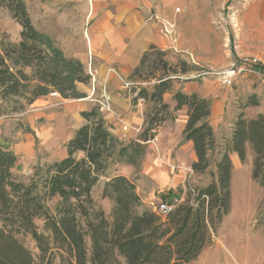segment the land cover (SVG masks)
<instances>
[{
	"label": "trees",
	"instance_id": "obj_1",
	"mask_svg": "<svg viewBox=\"0 0 264 264\" xmlns=\"http://www.w3.org/2000/svg\"><path fill=\"white\" fill-rule=\"evenodd\" d=\"M0 8L7 9L21 27L18 43L0 46V117L6 108L21 112L52 94L63 99L86 98L77 91V84H88L92 77L80 61L66 57L51 36L35 28L25 0H0ZM153 51L157 50L144 54L129 78L143 83L155 80L150 90H133L135 102L142 98L151 105L136 141L126 143L113 135L98 108L83 112L86 124L67 142V156L37 167L29 183L18 181L13 174L17 156L0 148V264H56V260L58 264H191L210 245L212 235L230 213V154H237L245 163L250 148L254 154L252 180L264 188V114L248 119L242 110L230 137L218 144L208 122L211 101L180 91L173 97L174 110L188 109L184 140L193 143L197 156L192 170L197 175L208 174L211 182L195 192L193 201L176 206L163 218L143 208L130 179L108 177L117 165L139 166L148 143L170 118L164 96L172 92L176 79L189 72L187 62L173 66L158 59L152 70L161 74L142 79ZM158 54L165 56L164 52ZM258 70L262 72L264 67L260 65ZM255 106L258 101L252 96L244 108ZM78 154L83 157L78 159ZM103 177L101 197L113 204L109 217L92 197ZM55 198L59 202L51 214L47 204ZM37 220L44 223L42 233ZM19 236L35 241L38 261Z\"/></svg>",
	"mask_w": 264,
	"mask_h": 264
},
{
	"label": "rangeland",
	"instance_id": "obj_2",
	"mask_svg": "<svg viewBox=\"0 0 264 264\" xmlns=\"http://www.w3.org/2000/svg\"><path fill=\"white\" fill-rule=\"evenodd\" d=\"M199 1L200 4L205 0ZM75 2L76 0H25L35 28L51 36L57 44H59L56 40L57 37L62 36L64 32H67V37L73 38V34L83 27V13ZM208 2L209 7L201 5L200 11L212 12L215 17L214 30L216 34L213 38H209L211 41H207L203 37L199 38V46L196 48V54H194L197 63L191 61L188 63L186 54L180 53V51H168L162 57L158 51H153L145 62L142 79L151 78L152 74H161L152 70L155 60L163 59L173 66L187 62L189 72L182 78L210 82L212 87L219 90L221 95H228L233 105L241 111H246L248 108H244V106L250 102L252 96H255L257 101L262 99L264 101V78L246 72L235 77L230 87L224 85L221 74L232 69L233 64H239L246 57L241 60L234 58L232 27L229 19L232 12L230 9L231 1L209 0ZM180 11L183 9L176 10V12ZM166 27L169 32H173L174 27L169 24L164 25L165 33L170 35L171 33L165 29ZM71 30L76 31L72 32ZM20 33L21 27L12 18L10 12L5 8H0V46L8 42L18 43ZM123 79L127 80V78ZM154 82L155 80L146 82L151 84L144 86L136 84L130 87V91L123 89L122 85L124 84L120 81L112 86L107 82L102 83L98 79L95 81L91 79L88 84H83V86L91 94L90 100L94 102L97 97H100L103 88H106L111 97L113 91L115 94H122L125 90V93H131L134 99L133 90L135 87L150 90L154 86ZM66 103L68 102H63L59 95L58 97L49 95L41 101L27 106L21 112L15 113L6 108V113L0 117V148L7 149L17 156L13 174L18 181L29 183L37 167H46L54 161H60L66 157L67 142L84 122L78 112H68L60 105ZM143 106L146 109L144 111V119H146V114L151 105L145 102ZM100 115L110 130L112 125L109 120L112 118L103 113ZM120 128L123 129V125H120ZM144 128L145 126L137 138ZM122 140L129 143L124 137ZM82 157L81 154L77 155L78 159ZM213 158L217 160L218 156L215 154ZM144 159L141 160L138 167L125 168L120 164L113 167L108 173L109 178L122 175L130 179L136 185L141 200L145 202L143 208L151 209L153 204L156 205L160 201H167L168 199L175 206L193 201L195 192L197 193L199 188L208 185L212 180L208 174L191 175L189 170L183 167L186 177L177 186V183L173 184V179L178 175L179 170H173V166L163 164L162 169H166L170 174V184L166 189H163L160 184L159 187L153 185L145 176ZM245 181L247 182V180ZM245 181L241 179L237 182L236 187H233L230 213L219 225L216 233L212 235L210 245L191 264H264V188L253 183L248 188ZM104 182L105 178L103 177L100 183L93 188L92 197L109 217L113 204L101 197ZM167 194H170L171 197H168ZM58 202V198H55L47 204L51 214H54ZM35 224L38 231L42 233L44 231L43 221L37 220ZM18 239L30 251L33 258L38 261L39 251L35 241L30 236H19ZM0 243H2L1 238ZM56 264H58V260H56Z\"/></svg>",
	"mask_w": 264,
	"mask_h": 264
},
{
	"label": "crops",
	"instance_id": "obj_3",
	"mask_svg": "<svg viewBox=\"0 0 264 264\" xmlns=\"http://www.w3.org/2000/svg\"><path fill=\"white\" fill-rule=\"evenodd\" d=\"M208 1L199 4V0H76V6L83 13V27L78 31L71 30L76 31L73 38L67 37V32H64L56 40L66 57L80 61L87 74L90 68L96 71L94 81L98 79L99 82H107L112 86L120 81L123 84H130L129 87L122 85L123 89L130 91V87L136 84L142 86L151 84L132 82L129 78L140 66L144 54L152 48L164 53L180 51L186 54L188 63L190 61L197 63L194 54L199 46V38L203 37L211 41L210 39L216 34L215 17L212 12L200 11L201 5L209 7ZM227 1H231L232 12L229 19L232 27L234 58L241 60L243 57H253L264 67V0ZM177 9L183 11L176 12ZM166 24L174 27L173 32L165 28L171 33L170 35L165 33ZM260 77L264 78V70ZM125 90L122 94L112 92L110 97L114 114L107 115L112 118L109 120L112 125L110 131L121 140L124 134L120 125L140 129L145 126V106H138L134 101L136 94H133V99L131 93L126 94ZM77 91L85 94L86 98L61 97L63 102L68 103L60 105L68 112H78L83 119V112H89L98 106L90 100L91 94L83 84H77ZM178 91L211 101V115L208 122L216 134L218 143L230 137L233 124L241 112L230 102L228 95H221L210 82L176 79L173 82L172 92L164 96V102L169 106L170 118L157 130L155 140L148 143L144 157L145 176L153 185L159 187L160 184L163 189L170 184V174L166 169H162L163 164L173 166V170H179L178 175L173 179V184L177 183V186L186 177L183 167L188 169L191 175H195L192 170V165L197 161L194 145L184 140L188 109L184 107L179 111L174 110L176 102L173 97ZM41 99L43 98L36 102ZM244 114L248 119L264 114L263 99L258 100V106L249 107ZM85 124L84 120L77 130ZM137 136L130 131L126 135V141H136ZM253 157L250 148L245 163L241 162L237 154H230L233 165L231 193L241 179L247 180L245 182L248 188L251 183L256 185L252 180ZM167 196L171 197L170 194Z\"/></svg>",
	"mask_w": 264,
	"mask_h": 264
},
{
	"label": "built area",
	"instance_id": "obj_4",
	"mask_svg": "<svg viewBox=\"0 0 264 264\" xmlns=\"http://www.w3.org/2000/svg\"><path fill=\"white\" fill-rule=\"evenodd\" d=\"M260 65L261 64L258 59L246 57L242 59L239 64H233L232 69L222 73L221 74L222 81L224 85L230 87L233 83V79L242 73L247 72L249 74H255L261 76L262 73L260 70H258V66ZM89 74L94 79V76L96 75V71L90 68ZM124 86L129 87L130 84L124 83ZM51 96L58 97V94H52ZM94 102L98 106L100 113L107 115L114 114L112 100L110 95L107 93L106 88H103L100 97L96 98ZM144 103H145L144 99L142 98L137 99L138 106H143ZM122 131L124 133V138H126V134H128L130 131L138 135L141 129L129 128L128 126H126L123 127ZM175 209L176 206L170 203L169 201H160L158 204L152 205V210L163 218H167Z\"/></svg>",
	"mask_w": 264,
	"mask_h": 264
}]
</instances>
